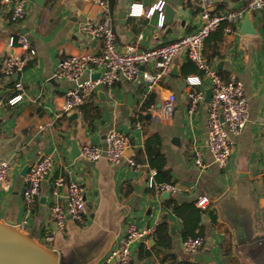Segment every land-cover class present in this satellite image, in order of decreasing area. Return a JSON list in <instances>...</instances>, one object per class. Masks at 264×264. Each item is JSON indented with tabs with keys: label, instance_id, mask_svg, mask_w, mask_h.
I'll return each instance as SVG.
<instances>
[{
	"label": "crops",
	"instance_id": "obj_1",
	"mask_svg": "<svg viewBox=\"0 0 264 264\" xmlns=\"http://www.w3.org/2000/svg\"><path fill=\"white\" fill-rule=\"evenodd\" d=\"M158 1H109L119 50L128 44L153 48L197 29L193 0H161V25L157 11L149 17L131 14V4L148 9ZM215 2L216 11L247 4V0ZM26 10L25 17L14 23L0 3V161L10 162L11 179L8 191L0 189V220L13 221L55 250L61 264H101L119 245L128 223L156 228L164 221L166 232L131 245L130 264H264V8L249 12L255 34L240 33L242 18L233 33L219 28L203 43L207 62L223 78L233 74L241 80L248 102L246 124L232 136L224 168L212 163L207 152V102L192 114L187 111L191 86L185 78L197 76L204 91L209 84L184 53L174 58L169 73L144 100L139 80L121 76L111 86L98 87L79 109L63 113L60 106L71 83L54 76L55 67L66 56L101 51V42L81 33L78 24L100 22L103 13L84 0H28ZM17 34L28 37L35 54L26 58L16 78L23 83V100L11 106L6 101L14 93L16 79L2 69L10 52L22 53L18 47H8L9 37ZM90 76L97 73L88 71L83 78ZM170 94L174 95L170 116L162 119ZM112 129L129 139L120 164L111 165L104 157L89 161L72 156L73 141L78 149L84 144L104 148ZM194 148L203 151L206 169L194 166ZM131 153L140 164L137 170L127 165ZM41 155L51 156L52 168L41 181L39 196L29 204L22 197L25 178L20 172ZM158 167L165 175L155 176ZM152 172L155 182L175 184L179 192L165 195L150 189ZM58 176L78 181L85 189L82 221L68 218L63 232L53 229L49 214L51 186ZM201 195L210 200L204 209L195 205ZM65 196L63 189L60 203L65 204ZM171 202L190 207L176 212ZM49 232L54 239L46 244L43 237ZM187 235L201 236L203 246L185 252L181 241Z\"/></svg>",
	"mask_w": 264,
	"mask_h": 264
},
{
	"label": "built area",
	"instance_id": "obj_2",
	"mask_svg": "<svg viewBox=\"0 0 264 264\" xmlns=\"http://www.w3.org/2000/svg\"><path fill=\"white\" fill-rule=\"evenodd\" d=\"M92 2L101 8L103 18L100 22H81L78 30L90 39L101 42V51L98 53H79L62 58L56 65L54 76L65 78L71 85L65 91L64 100L60 106L63 113L79 109L100 86H111L121 76L128 80H139L142 85L141 98L144 100L157 84L169 73L174 58L184 53L208 81L210 99L206 103V148L211 162L219 168L228 163L233 144L232 136H236L244 128L248 117V102L244 94L241 80L231 74L223 78L203 56L204 41L217 29L222 28L226 34L235 31L238 22L246 12L260 11L264 8V0H247L242 9L216 11L215 0H193L194 8L199 18L197 29L185 34L171 42L153 48L142 49L136 44H128L123 51L116 44V35L112 27L110 0H84ZM9 11L12 22H19L26 15L28 0H0ZM164 2L159 0L150 8L145 9L142 4H131V14L135 16L159 15V25L163 23L161 14ZM8 47H18L22 53L10 52L4 60L3 71L6 75L19 74L25 60L35 54L28 37L24 34L10 36ZM96 72V77L83 78L86 72ZM186 82L190 87L187 93L188 113L192 114L196 107L204 102L205 91L200 86L197 76H187ZM14 93L7 99V103L15 106L23 100V83L16 79L13 84ZM174 95L170 94L160 114L162 119H168ZM138 125V123H136ZM129 146L128 136L120 130L112 129L105 136V147L96 144H84L79 149V155L89 161L102 157L111 165H118L124 159V151ZM135 154L126 158L127 165L134 170L140 167L136 162ZM192 161L199 170L208 167L204 153L201 149H193ZM52 168V158L41 155L32 163L25 175V184L22 197L26 203H31L39 196L40 185L44 176ZM149 179V188L155 192L177 193L180 187L169 182H155L152 176ZM11 187L10 162L0 161V189L8 191ZM66 191L65 204L60 203L62 190ZM84 186L75 180L65 181L58 176L52 182V202L49 214L56 232H63L67 219L80 222L84 213ZM210 200L207 196H198L195 205L200 209L208 206ZM155 228H139L133 222L128 223L124 237L119 245L105 255L101 264H130L131 245L142 241L154 233ZM46 244L53 242L51 232L44 235ZM204 244L201 236L187 235L181 241L183 250L187 253L196 252ZM153 264H164L155 262Z\"/></svg>",
	"mask_w": 264,
	"mask_h": 264
},
{
	"label": "water",
	"instance_id": "obj_3",
	"mask_svg": "<svg viewBox=\"0 0 264 264\" xmlns=\"http://www.w3.org/2000/svg\"><path fill=\"white\" fill-rule=\"evenodd\" d=\"M240 33L255 34L250 13L247 12L242 20ZM15 79L18 74H14ZM96 77V76H95ZM210 99V88L205 91L204 101ZM76 116V114H72ZM73 157L79 154V149L72 142ZM25 165L20 175L25 177L28 170ZM168 195V192H164ZM0 264H61L59 254L44 244L40 243L30 234L21 230L11 220H0Z\"/></svg>",
	"mask_w": 264,
	"mask_h": 264
},
{
	"label": "trees",
	"instance_id": "obj_4",
	"mask_svg": "<svg viewBox=\"0 0 264 264\" xmlns=\"http://www.w3.org/2000/svg\"><path fill=\"white\" fill-rule=\"evenodd\" d=\"M2 72H4L3 69H2ZM161 174L165 175V171L161 167H158L155 176L157 177V176H159ZM170 205H172V209L174 211H176V212H179V211H181L183 209H186L187 207H190V206H184V205L177 206L176 204H174L172 202H171ZM167 226H168V223L166 221H164L162 223H159L158 226H156L153 235L157 236V235H159V233L161 234V231L166 232ZM159 241H161L160 238H159Z\"/></svg>",
	"mask_w": 264,
	"mask_h": 264
}]
</instances>
